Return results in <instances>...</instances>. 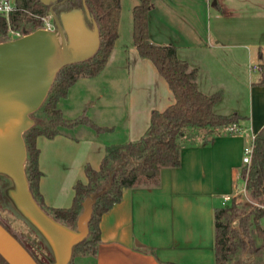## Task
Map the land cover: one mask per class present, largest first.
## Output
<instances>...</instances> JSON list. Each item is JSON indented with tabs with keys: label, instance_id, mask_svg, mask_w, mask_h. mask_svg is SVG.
Returning a JSON list of instances; mask_svg holds the SVG:
<instances>
[{
	"label": "crops",
	"instance_id": "0c3cea01",
	"mask_svg": "<svg viewBox=\"0 0 264 264\" xmlns=\"http://www.w3.org/2000/svg\"><path fill=\"white\" fill-rule=\"evenodd\" d=\"M139 3L121 0L119 33L106 65L79 77L58 102L66 118L85 113L109 129L79 123L61 125L52 137L37 136L40 191L49 207L71 206L77 181L88 182L86 166L99 169L107 146L141 138L153 110L176 101L166 77L135 45L133 9ZM94 19L84 14L90 31ZM148 27L152 42L175 45L197 69L201 91L225 89L214 109L239 113L243 130L190 128L181 164L161 167L158 181L125 189L101 216L97 254L78 255L74 264H217L215 208L238 192L244 147L264 126V0H154ZM246 64L247 78L239 75ZM224 84L234 92L229 95ZM240 84L248 87V106Z\"/></svg>",
	"mask_w": 264,
	"mask_h": 264
},
{
	"label": "trees",
	"instance_id": "16d2710c",
	"mask_svg": "<svg viewBox=\"0 0 264 264\" xmlns=\"http://www.w3.org/2000/svg\"><path fill=\"white\" fill-rule=\"evenodd\" d=\"M71 1L78 2L77 7L83 6V0ZM153 2L154 0H140L133 9L134 42L141 55L152 59L166 77L176 101L162 111L153 110L151 124L141 138L107 146L99 169L87 165L88 182L77 181L71 206L49 207L45 204L40 191L42 170L36 139L40 134L50 137L56 135L61 125L88 123L99 132L109 129L98 125L85 113L72 119L66 118L58 102L68 95L69 87L79 77L96 75L106 65L119 33L121 0H86L99 25L100 46L88 59L66 64L58 70L42 103L46 115L37 116L34 124L24 132L27 145L25 171L30 190L42 208L56 220H63L74 228L84 210L85 199L97 195L92 205L89 233L74 245L68 264H74V257L77 255L97 254L101 241V216L122 199L125 189L149 180L158 181L161 167L181 164L184 139L190 136V128L223 129L242 118L237 112L228 115L215 111L214 106L222 98V90L212 94L201 91L197 83V69H191L188 62L178 56L175 45L151 41L148 16ZM17 4V10L11 14L10 24L23 34L42 26L43 21L37 15H44L52 11V8L59 12L51 1L17 0ZM28 22H33L34 27H27ZM8 29V19L0 15V42L9 39ZM260 69L261 82L264 84V64L260 65ZM150 170L154 173L149 174ZM241 176L245 180L246 193L235 194L228 203L215 208L217 264H229L231 260L234 264H257L256 257L264 249V126L256 133L252 161L243 166ZM0 222L40 264H44L37 252L36 246L41 247L38 241L31 240L29 236L22 237L1 218ZM48 245L50 246L49 242ZM235 253L238 254L236 258L233 256ZM0 264L10 263L0 254Z\"/></svg>",
	"mask_w": 264,
	"mask_h": 264
},
{
	"label": "water",
	"instance_id": "95a60500",
	"mask_svg": "<svg viewBox=\"0 0 264 264\" xmlns=\"http://www.w3.org/2000/svg\"><path fill=\"white\" fill-rule=\"evenodd\" d=\"M83 8L87 15L95 18L86 0H83ZM81 9L62 12L59 16L52 8L58 29L41 27L0 42V173L14 180L19 203L53 249L54 264H68L74 245L88 235L92 205L97 195L85 199L77 230L62 225L49 215L29 187L24 132L34 124L31 113L46 99L58 70L66 64L88 59L100 46L96 19L94 30L90 31ZM60 49L64 52L63 57L57 55ZM0 254L10 264H40L1 222Z\"/></svg>",
	"mask_w": 264,
	"mask_h": 264
},
{
	"label": "rangeland",
	"instance_id": "374dc122",
	"mask_svg": "<svg viewBox=\"0 0 264 264\" xmlns=\"http://www.w3.org/2000/svg\"><path fill=\"white\" fill-rule=\"evenodd\" d=\"M78 4H79L78 2L71 1V0L63 2V4L59 6L60 12H56V11L55 12L60 16L62 12L82 8L81 10H83V13L86 14V10L83 8V6L77 7ZM53 22L55 23V29H58L55 17L53 18ZM89 24L92 26L93 23L90 21ZM26 26L30 28L34 27L33 22H28ZM57 55L60 57H63L64 52L62 51V49L58 51ZM248 72H249V66L248 64H246L243 69H240L239 75L240 76L244 75L247 78ZM224 86L228 90L229 95L232 94V92H234V89L232 88L233 85L224 84L223 87ZM238 87L241 92L240 98L242 99V102H246L248 106V103H249L248 87L242 84L238 85ZM220 90H222V92L224 93L225 89L222 88ZM236 91L237 89L235 90V92ZM242 94H244V96ZM41 115L43 116L46 115V113L43 110L42 105L36 111L31 113V117L34 120L37 116H41ZM25 165H26V162H25ZM243 183H244V180L242 177H240L239 178V188L236 194L241 195V194L246 193L245 184ZM0 218L4 220L13 230H15L22 237L29 236L31 240H35L36 242L38 241L37 243L41 245V247L36 246L37 252L44 264H52V263L54 264L55 263L56 259H55L53 249L52 247H50L51 245L50 246L48 245V242H47L48 240L45 239V236L42 234L40 230H38L37 226L30 220V218L24 211L22 205L19 203V195H18V191L16 188V184L14 180L5 173H0ZM262 224L264 225V219L262 220ZM74 229H77V226L74 227ZM259 241H261V239ZM237 255L238 254L235 253L233 256L236 258ZM256 260H257V264H264V249H262L261 252L257 255ZM229 264H234V262L231 260Z\"/></svg>",
	"mask_w": 264,
	"mask_h": 264
},
{
	"label": "built area",
	"instance_id": "2783aa9c",
	"mask_svg": "<svg viewBox=\"0 0 264 264\" xmlns=\"http://www.w3.org/2000/svg\"><path fill=\"white\" fill-rule=\"evenodd\" d=\"M18 8L17 0H0V15L5 16L9 21V29H8V38L14 39L23 36L24 34L21 30L15 29L10 24L11 14L16 11ZM41 17L43 21L42 27L45 29L53 30L55 29V23L53 22L54 14L53 11H49L44 15H37ZM223 130L227 133H239L243 130V128L239 125V123L233 122L223 128ZM256 134H253L250 142H248L244 147L243 154V162L245 165H249L252 161V155L254 151V142H255ZM232 197L230 195L225 196V201L230 200Z\"/></svg>",
	"mask_w": 264,
	"mask_h": 264
},
{
	"label": "flooded vegetation",
	"instance_id": "af4514ba",
	"mask_svg": "<svg viewBox=\"0 0 264 264\" xmlns=\"http://www.w3.org/2000/svg\"><path fill=\"white\" fill-rule=\"evenodd\" d=\"M51 2H53V4L56 5L57 10L60 12L59 6H61L63 4V2H60L58 0H51Z\"/></svg>",
	"mask_w": 264,
	"mask_h": 264
}]
</instances>
